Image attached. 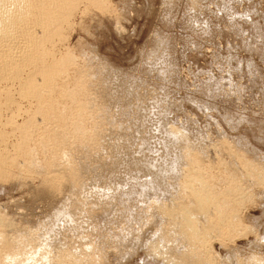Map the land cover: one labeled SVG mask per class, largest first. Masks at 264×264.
<instances>
[{
    "label": "rangeland",
    "instance_id": "374dc122",
    "mask_svg": "<svg viewBox=\"0 0 264 264\" xmlns=\"http://www.w3.org/2000/svg\"><path fill=\"white\" fill-rule=\"evenodd\" d=\"M76 1L79 2L77 3ZM76 1L73 7L74 12L72 11L73 14L71 13L68 18V23H64L65 26L63 24L61 27L60 39H55L52 43L53 45L51 44L49 47H51L50 49L52 50L53 58L55 57L54 59H59L64 56L67 59L70 58V68L64 78L66 83L73 86L77 82L76 80H87L86 83L89 91L87 90V94L84 98L89 106V111L87 114L88 116H86L87 119L84 120L83 124L86 123V130L89 132L92 131L91 135L94 138L95 136H99L100 138H98L101 140L99 141V139H97V141L96 138L94 139L90 134L89 136L92 137L94 142H92V139L91 141L90 139L86 140L82 135L76 137L67 135L68 138L65 136L64 139V135L61 133L62 129L61 132L58 133L60 130L56 125H51L53 123L45 125L44 122L40 121L39 117L36 116L38 128L42 129L44 126L46 128L48 125L50 129H53L56 126L53 132L58 133L57 136L61 133L60 137L62 136L64 139V155L70 149L71 150L65 156H63V154L61 155L62 157L60 156V158H62L60 160H64L62 161L64 166L58 158V160L56 159L58 165L54 162L52 167H46V169H48L45 170L44 166L49 165L51 153L50 150L47 149H45L43 153L44 148L40 146L39 147L42 149H38L39 143L36 144L37 142H35V140H38L40 136L38 133L34 135L33 137L35 139H33L35 143H33L37 146L35 145L34 148L33 144L31 148L33 147L34 152L39 153V156H37L40 159H37L35 155V158L33 156L31 159L33 162L29 161L30 159H20L19 166L9 167L7 176L9 173L10 176L8 177L12 179L10 180L8 177L3 180L0 179V215H4L11 219V221L15 223V228H20L22 230L33 229L35 231L37 229L38 232L39 230L43 231V229H45L42 224L44 221L43 219H45L47 214L53 209V204L60 199L58 196L56 201L51 200L54 199L50 192V187L52 186H50L49 182L44 181V178L52 175L54 170L55 172L59 170L60 166L71 167L70 170H74L73 172L76 171V168L78 171L81 169L79 167H84V169H81V171L79 170L77 174L76 172L74 173L79 179L84 177L87 179V177H89L88 180L90 182L87 180V182H85V184L87 183L86 185L81 183L82 186L78 179L77 182L79 187L93 184L90 185L93 187V191L91 190L93 196H90L92 195L90 193H88L90 195L87 194L92 202L86 197L88 207L90 203L92 204L88 209V211H90L87 212V209H85L87 207H85L83 209L88 215L86 214L85 217V215H82L84 211L81 213L82 218L86 221L82 219L81 222L80 217L78 221L79 225L82 227L80 231H83V233H80L81 236L74 235L75 238L72 236L73 234L68 231L69 227L65 224L66 222L63 221V223H58V226L60 225L59 229L62 228L61 232L65 235L59 233L60 230H58L56 232L59 236L56 233L58 237L55 238L56 235L54 233L55 230L58 229V227H55L56 229L54 228L55 230L52 237L55 239L61 238V240L66 238L65 242L62 241L66 247L69 244L71 246L76 245L80 247L81 241L84 240L85 242H83L86 244H81V247L82 245L92 244L93 248L95 246L94 250L99 248L95 251L98 253L101 252L102 254L100 253L98 259L93 260L94 262L92 261L91 264H166L167 262H165V259H163L160 254L161 259L157 253L150 251V245L153 241H157L159 237L157 236L158 231L156 232L155 229H157L158 226L159 228L162 226L159 222L157 223V221H159L156 214V209H158L157 206L161 203L164 205L165 203L167 204L168 201H170L169 199L174 197L172 194L178 189L177 185L180 184L179 181H176L180 179L178 177L181 173V176L184 174L181 171H183L190 161L186 159H183V161L181 160V167L178 165L180 161L178 163H173L177 156L181 155L180 157L189 159L196 151V154L202 159L203 163L210 167L208 168L209 170H205V176L209 174L208 176H211L212 180L216 178L214 187L217 184L215 189L220 191L217 190L218 193H221L222 189H226L229 185L228 177L224 173L233 171L231 166H233V162H235L234 153L239 154L243 161H249L256 166L264 168V0H103L104 4L102 5L93 4L87 0ZM50 60H52V57ZM85 73H87V77ZM82 74L87 78L86 80L84 77L82 78ZM96 74L99 75L97 77L98 79L96 78ZM89 76L92 80L88 78ZM92 77H94V80ZM89 81L90 83H88ZM101 81H103V83ZM8 83L13 82L9 81ZM10 85L6 84V82L0 84L1 92L3 90L7 92V89H11L10 91L13 96L11 94L10 96L14 99H12L14 103L11 102V105L14 104L13 106L5 105V107H2L0 122L1 124H5L7 119L12 118L11 122L14 121L16 124L22 125L26 123V120L30 119L29 117H32V115L34 117L35 114L32 112H35L34 108L36 103L32 98L29 99L26 97V99H23L25 97H22L21 99L20 94L17 95L19 92L16 91H19V87L16 82ZM115 90H117L116 94H119L118 96L116 95L117 97L114 95L116 92ZM5 91H3L4 94L6 93ZM112 93H114V96ZM104 94L107 95V98ZM97 95L99 97L101 96V98ZM3 101L4 99L2 97V102ZM7 107L9 111L6 110ZM104 111L107 113L110 112L111 116H109L110 114L105 115L107 113H104ZM146 112L149 113V115H147ZM154 112H157L156 115ZM98 113L104 114L106 118L108 116V120H105L108 124L107 126L105 124L100 127L101 114L99 115ZM139 113L144 114L143 117ZM96 116L100 120L97 119ZM144 116L147 117L145 118ZM157 117H159V119ZM155 119H157V124ZM152 122L154 125H152ZM1 124L0 131L3 129L1 132H5L4 137L7 135V137L4 138L5 140L7 139L6 142H2L1 144V148H3L1 150L6 151L9 156H12L13 154L11 152L16 150L15 146L19 142V134L13 131V129L11 131L7 123L6 126ZM7 125L9 127H7ZM157 125L160 128H158V131L156 129ZM159 125H161V127ZM51 126L53 127L51 128ZM91 127H93L92 130ZM162 127H166V129H161ZM116 128L119 130L116 131ZM56 129L58 131H55ZM107 129L109 130L107 131ZM172 130L184 135L187 143L176 140L173 135L170 134ZM12 132L15 133L13 134ZM107 134L110 135V138L115 137L116 139V137H118L119 139H117L121 141L120 144H123L121 145L123 148L119 146V143H117L119 141L117 139V141L113 142L114 140H110ZM169 135L174 138V141H172L173 139ZM166 136L169 137L166 138ZM159 138L164 141H158ZM108 139L109 141H107ZM88 141L89 143H87ZM95 141L97 143L107 141L105 143L109 144L110 141H112L110 147L118 144L120 151L117 146V149L113 148L116 150L114 151L108 146L109 144H106L107 148L105 147V149H107L108 152L105 153L106 155L103 152H101V154L99 152L101 149H97L96 144H94L96 143ZM92 143L96 147L95 149L99 150L97 153L102 156V159L99 158L100 156L98 154L99 157L95 155L96 152L92 150V148L94 149ZM85 144H87L85 147L91 144V147H89L92 152L94 151L93 154L90 152L89 147L86 148L87 151L89 149L90 160V158L87 157L89 154L85 151L86 149H84L86 160L88 158L89 162L83 159L85 157L82 156L83 145ZM166 145L169 148H167ZM171 145L174 146L173 150H170L172 149ZM4 148L7 149L4 150ZM184 148H186V150ZM35 149L40 151H36ZM109 149L114 151L111 152L113 156H120L117 158L121 161H123L124 158H126V161L130 156L131 158H129L130 160L128 159V162L131 163L133 161L131 164L146 157L150 160L152 159V162L148 160V163L151 165V162L153 167L160 164L159 162H165V164H162L165 168L166 166L168 167V165L170 167L172 164H176L177 167L179 166L181 169L178 167L180 171L177 168L179 171H175L177 173L171 172L172 170H167L169 167L166 168V172L164 169L163 172L165 173L163 174L166 179L163 180V184L161 183L162 181H156L153 176V178L150 176V179L147 175L149 171L141 168L126 170L128 175L122 167V169H118L120 168L121 162L118 160L116 163L115 160H117V158L115 159L113 156H110ZM189 149L192 150L190 155L188 154ZM115 152L119 155H116ZM172 153L174 154L173 156ZM229 153H231V155H229ZM92 154L94 155L93 159V156H91ZM168 154H171L169 155L170 160H168V156H166ZM15 155L16 153H14L12 157ZM127 155L128 157H125ZM131 155L134 156V158L137 157V160H133L134 158H132ZM175 155L177 156L175 157ZM63 157L66 158L64 159ZM95 157H98L96 158L97 160ZM121 157H124L123 160ZM166 157L167 159H165ZM109 158L114 159L110 160ZM64 162L68 163V165ZM43 163L45 164L44 166ZM69 164L71 166H69ZM125 164L128 165L127 163ZM88 165H92L93 167H88ZM40 166H42V168L44 167L43 170H45V172H48H46V174L44 171L41 172L42 168ZM28 167L31 168V171ZM26 168H28L29 170H27L30 172H28ZM40 168L41 170H39ZM2 169L3 167L0 165V171ZM225 169L226 172H224ZM84 170L85 172L83 174H79ZM157 170L158 169L152 170L150 173H161ZM97 173H99V175ZM102 173H105V175ZM173 173L175 176H177L176 174L179 176L174 177ZM243 177L245 178L239 182L241 185L238 190L242 192L241 200L243 203L239 201L240 203L237 202V205H235V213L237 212L236 214H239L238 216L241 222V225L239 224L240 228L236 231L237 233H229L227 237L220 236L219 238L215 235H213V237L211 236L209 239L211 242H208L206 250L209 251L208 256L212 259L214 258L212 264H245L246 259H248L247 257H249L248 254L251 255L254 253H256L254 255L258 254L257 256L264 258V184L261 182H258V184L255 182L251 183L247 181V176ZM223 180L228 181L226 182ZM81 181L84 182L83 180ZM214 182L212 181V184ZM59 185L58 187L62 188V185L64 186V181L63 183L59 181ZM169 185L170 187H168ZM45 188H49V191ZM98 189L101 190L100 192L98 191L100 194L104 195L105 191V194L108 196H105V198L107 197L105 201L99 203L96 202V199H98L96 195L99 193L95 195ZM164 189H166V191ZM61 190L62 191H59L60 194L65 192L63 191L65 190L64 188ZM46 191H48L49 194H47ZM108 192L110 195H108ZM93 200L95 201L93 202ZM94 204H96V206ZM112 205L114 208H112ZM151 217L153 219L150 221ZM153 220L156 221L153 222ZM88 221H90V224ZM56 225L57 224H55V226ZM61 225L64 227H61ZM148 225L151 226L149 227ZM65 227L68 229L65 230ZM66 231L70 233H65ZM136 232L138 233L136 234ZM39 233L42 235L41 232ZM67 234L68 236L66 237ZM70 234H72V237L69 236ZM62 235L64 236L62 237ZM230 235H232V237ZM229 236L231 238H229ZM77 237H81L82 240ZM75 239H78L80 243ZM105 239H108V242ZM233 256L235 258H233ZM236 260L240 262L237 263ZM88 262L89 261L86 260V264H90Z\"/></svg>",
    "mask_w": 264,
    "mask_h": 264
},
{
    "label": "bare ground",
    "instance_id": "6f19581e",
    "mask_svg": "<svg viewBox=\"0 0 264 264\" xmlns=\"http://www.w3.org/2000/svg\"><path fill=\"white\" fill-rule=\"evenodd\" d=\"M75 1L76 0H0V84L1 83L3 84V82L4 83L6 82V84L10 85V84H13L14 82H16L18 84V87H19L18 88L19 91H16V92H19V93H17V95L20 94L21 97L20 96L19 97L21 99H22V97H25L23 99H26V97L29 98V99L32 98V100L33 101L35 100V103H36V106L34 105L35 106V108H34L35 112L31 111L35 115H34V117H33V115H32V117H29L30 119L26 120L25 121L26 123H24L22 125H18L14 121L11 122L12 118L7 119V121H5L10 126L11 131L13 129V131L18 132L17 134H19L18 135L19 136V142L17 143L16 146L14 144L16 150L13 149L14 152H11L13 155H14V153H16V155L14 157H12L13 155L9 156V154H7L6 151L1 150V149H3V148H1V144H2V142H4V143L6 142L7 139L5 140L4 138L7 137V135L4 137L5 132L4 133L1 132V131H3V129L0 131V165H2V167H3V169L0 171V179H2V180L7 178L8 176H10L9 173H8V176H7V172L9 170V167L19 166L20 165V161H19L20 159L21 160L22 159L23 160H25V159L29 160L30 159L29 161L33 162V160H31V159H32V157L34 155L37 157V159H40L38 157L39 153L38 152H34V150H33V147L36 144H38V143H39L38 144V149L40 147L44 148L43 149V153H44L45 149L50 150L51 157H49V158H51V159H50L49 165L44 166L45 164L43 163V166L45 167V168L44 167L43 168L45 170H47L48 168L46 169V167H52L53 163L56 162L58 160V158H59V160L62 159V158H60V156L63 154V146H64L63 143H65V142H63V140L65 139V136H66V138H68L67 135L70 136V137L71 136L72 137L73 136L76 137L78 135H82L83 138H86V140L90 139V141H91V139L93 137L91 135L92 131L89 132L88 130H86V127H85L86 123L83 124L84 120L87 119L86 116H88L87 114H88V111H89V106L87 105V103L85 101V98H84L86 96L87 90H88V86H87V83H86V81H87L86 77L88 75H86L87 73H85L86 77H84L83 74H82V78L84 77L86 81L81 80V79L79 81L76 80L77 82L76 83L74 82L75 84L73 86H70V84H68V83H66L64 81V78H65V76L68 73V70L70 68L69 67L70 66V61H69L70 58L67 59L64 56V57H61L59 59H54L55 57L53 58V55H52V52H51L52 50L50 49L51 47H49V46H51V44L54 42L55 39H58L61 36V31H62L61 27L63 26L64 23H68L67 22V21H69L68 18L70 17L72 11L74 10L73 7H74V2ZM87 1H89L90 3L96 4V5L104 4L103 0H87ZM75 6H77V5H75ZM64 26H65V24H64ZM51 57H52V60H50ZM158 60H159V58H158ZM88 73H89V71H88ZM98 76L99 75H97L96 78ZM88 78L91 79L90 76ZM92 78L94 80V77H92ZM107 80H109V79H107ZM9 81H11L13 83H8ZM90 81L88 83H90ZM101 82L103 83V81H101ZM105 83H106V80H105ZM123 86H124V84H123ZM119 87H120V85H119ZM3 88H2V90H3ZM104 88H102V89H104ZM5 89H6V87H5ZM10 90L11 89H7V92L5 90H3V91L6 92L4 94V92L3 91L1 92V89H0V121H1V116H2L1 115L2 107H5V105L6 106H8V105L10 106L11 102L14 103V101H12V99H13L12 96L13 95H12ZM117 90H115L116 91L115 94L112 93V95L114 94L115 97H117L119 95V94H116ZM123 91H124V89H123ZM125 91H126V89H125ZM2 93H3V95H2ZM10 94L12 96H10ZM125 94H127V93H125ZM99 95H100V93H99ZM113 96H111V97H113ZM2 97L4 99V101H3L4 103L2 102ZM105 97L107 98V95H105ZM111 97H110V99H111ZM99 98H101V96ZM13 105H11V106H13ZM7 109H8V107L6 108V110ZM15 109H17V108H15ZM110 109H108V110H110ZM7 111H9V110H7ZM105 111H104V113H107ZM24 112H25V110H24ZM101 113H102V111H101ZM101 113H98V114L100 115ZM156 113H155V115H156ZM108 114H110V112L105 114V115H108ZM105 115L101 114V116H100L101 117L100 118L101 119V121H100L101 123H99V125L101 124L100 127L105 125V124H106V126L108 125L106 123V121H105V120H108V116L106 118ZM140 115H142V117H143L144 114H140ZM147 115H149V113H147ZM36 116L39 117L40 121L44 122L45 125L46 124L49 125L50 123H53L51 125H56L59 128V130H60V131H58L57 130L58 128L55 130V131H58V133L61 132V129H62L61 133H63V135H64L63 138L64 139L62 138V136L60 137L61 133H60V135L57 136L58 133L53 132L54 131L53 129H55L56 126L53 129H50L49 128L50 126H48V125H47L48 127L46 126V128H45V126L42 129L38 128ZM109 116H111V114ZM144 117L146 118L147 116H144ZM152 117H151V119H152ZM96 118H97V116H96ZM157 118L159 119V117H157ZM97 119H99V118H97ZM151 119H149V120H151ZM149 120H148V123H149ZM152 120L154 121V119H152ZM155 120H156V124H157V119H155ZM145 122H147V121H145ZM6 123L5 124H1V122H0V124L3 125V126L4 125L6 126ZM8 125H7V127H9ZM42 125H43V123H42ZM152 125H154L153 122H152ZM161 125H159V126L161 127ZM97 126H98V123H97ZM120 126H121V124H120ZM52 127L53 126H51V128ZM111 127H112V124H111ZM156 127H157L156 129L158 131V128H159L158 125ZM47 128H49L50 130L47 129ZM92 128L93 127H91V130H92ZM145 129H146V127H145ZM150 129H152V128H150ZM150 129H148V130H150ZM161 129H166V127L165 128L162 127ZM108 130L109 129H107V131ZM118 130L116 128V131H118ZM168 130H166V131H168ZM15 132H12V133L14 134ZM37 133L39 134L40 137H38L39 138L38 140H35V142H37V143L34 144L35 143L34 142L35 138L33 136L36 135ZM112 133H115V132H112ZM159 133H160V131H159ZM162 133H163V131H162ZM2 134H3V136H2ZM89 134L92 137L89 136ZM109 134H111V133H109ZM170 134L173 135V137L176 140H179L181 142L187 143L186 142L187 140H185L186 137L184 138V135H182L180 132L172 130ZM171 135H169V136H171ZM8 136H9V134H8ZM169 136H166V138L169 137ZM98 137L99 136H97V137L95 136L96 140L100 138V137L99 138ZM108 137L110 138V135H108ZM117 138L118 137H116V139ZM138 138H139V136H138ZM171 138H172V136H171ZM174 138H172L173 139L172 141H174ZM112 139L114 140L113 142H115L119 138L116 140L115 137L114 138L111 137L110 140H112ZM100 140L101 139H99V141ZM161 140H160V138L158 139V141H161ZM107 141H109V139ZM107 141H105V142H107ZM162 141H164V140H162ZM92 142H94L93 139H92ZM102 142L94 143V144H96L97 149H101L100 151L95 149L96 147L92 143L93 144L92 147H94V149L92 148V150H94L96 152L95 155L98 154L97 153L98 151L100 153L103 152L104 154L106 152H108V150L105 149V147L109 143H105L104 141H102ZM111 142L112 141H110V144H111ZM120 142L121 141H119L117 143H119V146L121 147V145H123V144H120ZM87 143H89V141ZM162 143H164V142H162ZM110 144L108 145L109 147L111 146ZM32 145H33V147L31 148ZM86 145L87 144L83 145L84 146L83 147V151H82L83 154L81 152L82 156L85 157V158H83L85 160H86V156H85L86 154H84L85 153L84 149L88 148L89 146L91 147V144L89 146L85 147ZM77 146H79V145H77ZM114 146L110 147V148L111 149H113V148L117 149L118 144L114 145ZM171 146H172V149H170V150H173L174 146L173 145H171ZM90 147H89V149H90ZM12 148H13V145H12ZM121 148H123V146ZM167 148H169V147L167 146ZM175 148H177V147H175ZM5 149H7V148H4V150ZM40 149H42V148H40ZM89 149H88V151H87V149L85 150L89 154V155L87 154L88 158H90ZM141 149H142V147H141ZM184 149L186 150V148H184ZM81 150H82V147H81ZM118 150L120 151V148ZM36 151H40V150H36ZM94 151L92 152L91 149H90V152L93 153V154H94ZM114 151H116V150H114ZM114 151L110 150V156L111 157L113 156L111 154V152H114ZM119 151H117V152H119ZM124 151H125V149H124ZM130 151H131V149H130ZM68 152H66L65 155ZM172 152H174V151H172ZM182 152H183V150H182ZM191 152H192V150L189 149L188 154L190 155ZM8 153H10V152H8ZM93 154L91 155V156H93L92 159L94 158ZM115 154L117 155L118 153L115 152ZM65 155L63 154V156H65ZM169 155H171V154L166 155V156H168V160H170L169 159L170 158ZM173 155L174 154L172 153V156ZM229 155H231V153H229ZM233 155H235V162H233V166H231V169L233 171L230 172L229 171L230 168H229V170H227V171H229L228 173L226 172L227 168L224 170V172H226L224 174L228 177V180H229L228 184L229 185H228V187L226 189L225 188L222 189L221 193H218L217 192L218 189H215L217 184L214 187V184L216 183L214 181H216L215 180L216 178L213 177L215 179L212 180V177L208 176L209 174L208 175L206 174V176H205V173H204L205 170L210 168V167L203 163L202 159L198 156V154H196V151L194 152V154L191 155V158H189L187 156L189 159H187L185 157L184 158L180 157L181 155H179V156L175 155V157L177 156L178 158L176 157L175 160L173 161V163H178L180 161V164L178 163V165H180L181 167H182L181 163H182L183 159L184 160L186 159L187 161L190 160V161L188 162L187 166L183 169V171H181V172L184 173L182 176H181L182 173L180 172L181 173L180 174L181 177L178 174H176L177 176H179L178 178H180L176 182L179 181L180 184L177 183L178 184L177 185L178 189L176 191H174V193L176 192L178 195L176 193L175 194L174 193L173 194L169 193V194L174 195V197H172V198L170 197L171 199L168 198L170 201H168L167 204L165 203V205H164V204L161 203L159 206H157L158 209H156V211H157L156 214H157V216L159 218V221H157V223L159 222V224H161L162 226L160 225L161 226L160 228L158 226L159 229L156 227L158 230L154 228L156 230V232L158 231V235L156 234L157 236H159L157 238L158 240L156 241L154 239L156 242L152 240L153 243L151 245L148 243L151 246V250L150 251H152L154 253H157L158 255L160 254L161 257L163 259H165V262H167L166 264H175V263H177V264L178 263H180V264L181 263L182 264H212L214 258L212 259L210 256H208L209 251L206 250V246L208 245V242H211V240L209 241L211 236L213 237V235H215L216 237H219V238H220V236L221 237H223V236L227 237V235H229V233L231 234V233H234V232L239 230L238 228H240L239 226L241 225V222H240V219H239V216H238L239 214L237 215L236 214L237 212L235 213V210H236L235 205H237V202L240 203L239 201H241L243 203V201L241 200L242 199V192H241V190L238 191L239 190V186L241 185V184H239V182L245 178L243 176H247L246 179H247L248 182H251V183L255 182L257 184H258V182H261L262 184H264V168L256 166L252 162L243 161V159H241V156H239V154H237V153L236 154L234 153ZM35 156H34V158H35ZM44 156H45V154H44ZM68 156H70V155H68ZM99 156H98L99 158L102 157L101 155H99ZM98 157H95V159L98 158ZM113 157L116 159L117 157H120V156H117V157L113 156ZM125 157H128V155L125 156ZM67 158H69V157H67ZM88 158H87V160H88ZM123 158H122V160H123ZM129 158H131V157L129 156L128 159ZM132 158H134V156H132ZM136 158L137 157H135L133 160H135ZM109 159L111 160L112 158H109ZM125 159L126 158H124V160H123L124 162L121 161L118 158L115 161L117 163L118 160H120L121 165H120V168H118V169H122L123 168V170L125 171L126 174H128V172H126V170L128 171V170H132V169H135V168H138V169L141 168L143 170L149 171V173L147 172V175L149 177L153 176L156 181H162L161 183L162 184L164 183L163 180H165L166 178H165V175L163 173H165L166 172V168L169 167V165H168V167L166 166V168H165V166L162 165L163 163L165 164V162H163V163L159 162L160 164H158L157 166L155 165L156 167L155 166L153 167L152 163H151L152 159L150 160V159H148L146 157H143L141 159L138 158L140 160L138 162L135 161L134 164H131V163H133L132 160H131L132 162L129 163L128 161L130 159L129 160L127 159L126 161H125ZM165 159H167V157ZM43 160H46V159H43ZM47 160H49V159H47ZM67 160H69V159H67ZM67 160H65V161H67ZM90 160H91V158H90ZM148 160L151 161L150 162L151 165H149ZM62 161H64V160H62ZM62 161H61V164L63 163ZM38 162H39V160H38ZM41 162H43V161H41ZM44 162H46V161H44ZM88 162H89V160H88ZM102 162H103V160H102ZM64 163H66V162H64ZM68 163H69V161H68ZM68 163H66V164L68 165ZM125 163H127L128 165H126ZM37 164L41 165L40 163H37ZM70 164H69V166L74 165V164H71V165ZM57 165H58V163H57ZM92 165H88V167L89 166L91 167ZM183 166H184V164H183ZM40 167L42 168V166H40ZM67 167L68 166H66V167H61L60 166L59 170H57L56 172L53 169L54 170L52 172L53 174L52 175L49 174L50 176H46L44 178V181L49 182L50 186H52V187H50V192H51V196L54 197V199H51V200H55L56 201L58 196L60 197V199L58 201H56V203L53 204V206L51 205L53 207V209L50 211V213L47 214L46 218L43 219L44 221L42 222V224L45 227V229L42 228L43 231L39 230V232H41L42 235L38 232L37 229L35 231L33 229L32 230L31 229L30 230H28V229H23L22 230L20 228H15V225H14L15 223L13 221H11V219H9L8 217H5L4 215H0V264H86V260H88L89 261L88 263L91 264V262L93 260H97L98 259V256H100L99 254L101 252L98 253L96 251L99 248H96L97 250L95 249L96 250L95 251L94 250L95 246L93 248L92 244H87V245H84V246L82 245V247H81V244H86V243H84L85 242L84 240H83L84 242L81 241L82 243L80 244V247H77L76 245H73L72 241H71V243H72L73 246H71L69 244L68 246H70V247H68V246L66 247V245H64V243L62 242V241L65 242L66 238L61 240V238H60L61 236H60L59 237L60 239H55L56 237L59 236L56 231L60 230L59 233L64 234L63 232H61L62 228L59 229L60 225L58 226V223H60V222L63 223V221H65L66 222L65 224L68 225V227H69L68 231H70L73 234V235L70 234L69 236H71V235L72 236H74V235H78L79 236L80 233L82 234L83 231H80V229H82V227L79 225V222H78L79 221V217L81 218V222H82V219H83L82 215H85V217H86V214H87L86 211L89 212L90 210L88 211V209L92 205L90 203L89 204L90 206L88 207V205H87L88 201L86 199L87 198L89 199V196H87L88 193L92 194L93 187L90 186V185H93V184L89 185V183H88L89 186H85L87 184V183L85 184V182H87V180L89 179V177H87V175H86L87 179L85 177H84L85 179L84 178L79 179V177H76L77 176L76 175L77 172H79V170L81 171V169H84V167H79L81 169L78 168L79 169L78 171H77V168L75 167L76 168V171H75L76 174H74L75 173V172H73L74 170L73 171L70 170L71 167L70 168L69 167L67 168ZM72 167H74V166H72ZM117 167H119V166H117ZM178 167H177L176 164H172L169 167V169H167V170H172L171 172H175V171L179 172L181 168L179 167L180 168L179 169ZM28 168L31 171V168L30 167H28ZM28 168H26V170ZM41 168L39 170H41ZM43 168H42L41 172L44 171V173L46 174V172H48V171L45 172V170H43ZM91 168H89V169H91ZM154 168L158 169L157 171L158 172L160 171L161 173H157V174L150 173L152 170H155ZM177 168L179 169V171L177 170ZM164 169H165V172H163ZM30 171H28V172H30ZM86 171H89V170H86ZM84 172H85V170L82 173L80 172L79 174H83ZM91 172H92V170H91ZM91 172H89V173H91ZM177 172H175V173H177ZM97 174L99 175V173H97ZM103 175H105V173ZM173 175H174V173H173ZM100 176H101V174H100ZM177 176L174 175V177H177ZM226 176H224V177H226ZM151 177H150V179H151ZM171 177H172V173H171ZM8 179H10V178L8 177ZM78 179H79L80 185H81V183L85 184L83 187H81L82 185L79 187V184L77 182ZM91 179H93V178H91ZM98 179H100V178H98ZM81 180H83L84 182H82ZM175 180H176V178H175ZM59 181H62V183L64 181V186L62 185V188L58 187ZM173 181H174V179H173ZM212 181L214 182L213 184H212ZM223 181H226V180H223ZM102 182H103V180H102ZM161 186H163V185H161ZM175 186H176V183H175ZM168 187H170V185ZM60 188L61 189L64 188L65 190H63V191H65L66 193L63 192V193L60 194L59 191H62ZM261 188H263V187H261ZM45 189L46 190L48 189V191H49V188H45ZM166 189H164V190L166 191ZM175 189H176V187H175ZM48 191H46L47 194H49ZM98 191L100 192L101 190L98 189L97 192L95 193V195L97 193H99ZM109 192H111V191H109ZM109 192H108V195H110ZM168 192H170V191H168ZM172 192H173V189H172ZM240 193H241V195H240ZM90 194H88V195H90ZM77 195L78 196L80 195L79 196L80 198ZM90 196H93V194L90 195ZM96 196L98 198V199H96L97 203L105 201L106 198L108 197L107 194H105V191H104V195L99 193ZM105 196H107V197L105 198ZM121 196H122V194H121ZM77 198H79V199H77ZM48 199H50V198H48ZM91 199H92V197H91ZM94 201L95 200H93V202ZM94 205L96 206V204H94ZM85 207H87V208H85ZM83 208H85L87 210L85 211ZM106 208H107V206H106ZM112 208H114L113 205H112ZM155 208H156V206H155ZM239 208H240V206H239ZM82 212H83V214L81 215ZM127 214H128V212H127ZM143 214H145V213H143ZM154 215H155V213H154ZM114 217H116V216H114ZM146 218H148V217H146ZM152 219L153 218L151 217L150 221ZM88 220H90V219H88ZM84 221H86V220H84ZM154 221H156V220H153V222ZM88 223L90 224V221H88ZM55 224H57V225L55 226ZM84 225H86V224H84ZM38 226H40V225H38ZM55 227L56 228L58 227V229L55 230L56 229ZM61 227H64V226L61 225ZM67 229L68 228H66L65 230H67ZM89 229H90V227H89ZM129 229H130V227H129ZM54 230H55L54 234L56 235V233H57V235H58V236L56 235L55 238L52 237V234H53ZM124 230H126V229H124ZM62 231H64V230H62ZM68 231H66L65 233L69 234L70 232H68ZM96 231H98V230H96ZM156 232H154V233H156ZM37 233H39V234H37ZM137 233L138 232H136V234ZM68 234L66 235V237L68 236ZM91 234H92V231H91ZM91 234H90V236H91ZM64 235H62V237ZM98 235H99V233H98ZM232 235H234V234H232ZM232 235H230V236L232 237ZM230 236H229V238H231ZM131 237H132V235H131ZM77 238H79V237H77ZM79 239L82 240L81 237ZM91 239H93V238H91ZM75 240L77 241L78 239H75ZM105 240L107 241L108 239H105ZM88 241H89V238H88ZM257 241H258V238H257ZM90 242H92V241H90ZM79 243H80V241H79ZM65 244H68V243H65ZM97 246H99V245H97ZM127 248H128V246H127ZM116 251H118V250H116ZM210 252H212V251H210ZM254 254H256V253H254ZM254 254H251V255L248 254L249 257H247L248 259H246V263L245 264H264V258L260 257V256H257L258 254L257 255H254ZM160 255H159V257H160ZM159 257H157V258H159ZM161 257H160V259H161ZM233 258H235V257L233 256ZM104 260H102V261H104ZM234 261H235V259H234ZM225 262H226V260H225ZM236 262H237V260H236ZM239 262L240 261H238L237 263H239ZM234 264H236V263H234Z\"/></svg>",
    "mask_w": 264,
    "mask_h": 264
}]
</instances>
